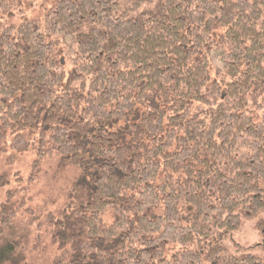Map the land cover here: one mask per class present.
Wrapping results in <instances>:
<instances>
[{
    "label": "trees",
    "instance_id": "1",
    "mask_svg": "<svg viewBox=\"0 0 264 264\" xmlns=\"http://www.w3.org/2000/svg\"><path fill=\"white\" fill-rule=\"evenodd\" d=\"M23 1L0 0V156L36 158L21 189L0 175V264H28L52 157L82 170L38 222L54 264H264V0H59L14 24Z\"/></svg>",
    "mask_w": 264,
    "mask_h": 264
},
{
    "label": "rangeland",
    "instance_id": "2",
    "mask_svg": "<svg viewBox=\"0 0 264 264\" xmlns=\"http://www.w3.org/2000/svg\"><path fill=\"white\" fill-rule=\"evenodd\" d=\"M58 1L25 0L17 10L19 13L13 16L12 23L20 24L24 20L33 19L44 20L46 12ZM36 137L32 135L30 139L34 140ZM9 145L10 142L5 146L7 148V154L0 156V175L6 171H10L12 182L10 188L21 189L20 184L17 182V175H20L25 180L30 177L36 152L30 151L24 155H17L11 151ZM11 156L16 157L12 165L9 163ZM81 177L82 170L80 168L65 166L58 157L49 158L43 163V169L39 179L29 187V192L26 194L27 198L30 197L33 199L28 204V209H32L34 214H22L25 222H31L33 217H35V221L38 220L37 222L29 223L27 226L28 238L25 239L24 245L29 251L27 255L28 264H54L55 259L61 255L59 247L52 242V227L46 225L42 231H39L37 230L38 222L44 221L49 213L59 214L61 211L66 210L67 206L72 202L74 186ZM24 187H27L26 183ZM5 194L6 191H1L0 205L5 201ZM115 220L116 215L113 211H109L103 216V222L107 227L112 225ZM40 233L43 235L42 247L34 250ZM22 234H25V232H22ZM234 239L231 240L232 242L229 240L227 244L233 245V241H236V243H240L243 246L253 245L260 240V237L255 231L254 225L250 223L242 232L236 234Z\"/></svg>",
    "mask_w": 264,
    "mask_h": 264
}]
</instances>
